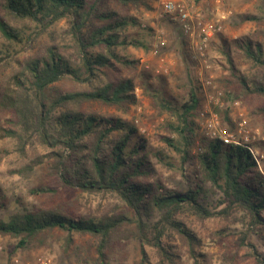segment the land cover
<instances>
[{
  "label": "trees",
  "instance_id": "1",
  "mask_svg": "<svg viewBox=\"0 0 264 264\" xmlns=\"http://www.w3.org/2000/svg\"><path fill=\"white\" fill-rule=\"evenodd\" d=\"M142 1L1 0L0 70L10 61L17 63L18 70L7 79H0V140L14 141V152L20 157L36 142L48 150L22 168L26 178L36 168L44 170L50 181L33 187L31 194L58 200L77 191L111 193L131 213L98 218L71 213L63 202L54 206L41 202L21 206L7 220L0 218V236L16 240L18 247H26L53 230L65 231L68 236L89 235L97 242L96 262L108 264L107 246L133 237L140 246L139 264H145L146 246L154 247L169 260L161 237L171 229L184 236L197 264L196 237L182 221L186 211L205 220L240 209L252 225L263 223L264 175L246 147L224 145L218 139L202 140L201 151L193 157L195 163L187 188L167 191L158 180H143L151 171L147 166L146 140L136 126L94 109L96 104L118 108L135 105L137 76L139 87L152 98L160 95L156 101L159 107L177 120L170 123V128L183 147L178 148L177 141L170 138L165 142L182 154L183 164L191 157L189 147L195 133L191 118L200 106L197 88L190 86L187 94L178 98L167 93L161 77L156 78L157 86H150V74H136L138 61L119 52L136 43L123 34L127 27L138 26L131 11L138 10ZM14 20L29 22L33 27L27 31L15 25ZM61 20L67 23L61 34L68 45L63 47L55 44V32L50 31ZM43 36L50 43H42L23 59H13ZM235 45L246 67L236 71L228 53L227 90L242 105L251 107L252 115L264 120V43L248 38ZM65 80L83 89L58 88ZM186 171L182 167L183 176L188 179ZM208 194L218 195L225 207L211 212L200 199V195ZM6 201L7 196L0 191V206ZM245 238L244 233L238 240L239 247ZM251 248L254 250L252 245Z\"/></svg>",
  "mask_w": 264,
  "mask_h": 264
},
{
  "label": "rangeland",
  "instance_id": "2",
  "mask_svg": "<svg viewBox=\"0 0 264 264\" xmlns=\"http://www.w3.org/2000/svg\"><path fill=\"white\" fill-rule=\"evenodd\" d=\"M161 1L143 0V5L138 10L131 11L138 26L127 27L123 35L136 43L120 48L119 52L126 58L138 61L136 74L139 71L150 74V86H157L156 78L161 77L167 93L178 98L185 96L190 86L197 88L200 106L191 118L195 123V133L191 135L192 144L189 147L191 157L183 164L182 154L165 142L166 138H170L175 143L177 141L178 148L183 147L177 133L170 128V123L175 124L177 120L159 107L156 101L160 99V95L152 98L139 87L140 80L137 76L134 80L135 105L118 108L114 105L96 104L93 105L96 107L94 109L103 115L114 114L136 126L139 135L146 140L145 153L149 162L147 166H150L151 171L143 180H158L164 190L183 191L187 188L195 163L193 157L201 151L202 140L214 139L209 135L211 130H224L237 135L239 128L243 129L249 137V144L256 151L257 167L264 175V148L261 147L264 142V120L252 115L251 107L247 108L240 100H236L225 83V77L230 73L228 53L236 71L241 72L246 67V64L241 63L243 59L238 55L236 41L250 38L264 43V0H184L190 12L199 14L202 21L219 20L222 26L221 32L211 38L206 49L209 70L202 68L194 58L187 37L180 27L164 15ZM210 9H215L214 13L206 15ZM1 15L0 10V17ZM13 23L27 31L33 27L26 21L14 20ZM66 27V21L61 20L50 29L55 32V44L62 47L68 45L61 34ZM46 41L50 43L46 36L36 39L32 48L15 55L13 59H23L33 54ZM161 41L164 46L160 48L158 45ZM155 50L157 52L154 54ZM17 70V63L10 61L0 70V79L9 78ZM200 72L203 78L211 79L214 88L203 87ZM58 86L65 91L83 89L70 80L62 81ZM213 116L216 120L209 127L207 121ZM131 141L136 142L135 138ZM13 143L14 141L7 138L0 140V191L7 196L4 206H0L1 219L7 220L21 206L39 202L44 206L63 202L66 210L78 215L98 218L120 214L131 216L125 204L111 193L87 194L77 191L58 200L31 194L33 187L50 181L44 170L36 168V172L26 178L23 176L25 173L21 172L22 168L35 157L46 154L48 150L36 142L27 148L25 156L20 157L14 152ZM182 167L186 168L188 179L183 176ZM200 199L213 213L225 207V204H220L218 195H200ZM262 215L264 218V213ZM182 221L196 237L194 250L197 264H264V221L262 224L252 225L250 218L240 209L205 220H199L186 211L182 215ZM244 233L246 238L239 247L238 240ZM161 241L170 255L169 260L163 258L154 247L146 246L145 264H196L190 254L188 242L181 234L168 229L163 233ZM96 246V240L89 235L68 236L61 230L46 232L26 247H18L16 240L0 236V262L15 264L13 261L16 259L18 264H37L39 259H47L49 264H98ZM107 247L105 255L108 264L140 262V246L133 237L120 239L115 245L110 244Z\"/></svg>",
  "mask_w": 264,
  "mask_h": 264
},
{
  "label": "built area",
  "instance_id": "3",
  "mask_svg": "<svg viewBox=\"0 0 264 264\" xmlns=\"http://www.w3.org/2000/svg\"><path fill=\"white\" fill-rule=\"evenodd\" d=\"M161 7L164 15L168 17L169 20L176 23L182 30L183 34L187 37L194 58L199 61L202 68L209 70L210 64L206 58V49L211 38L222 30L220 21H202L199 14L195 15L190 12L184 0H162ZM158 46L161 48L164 46V42L161 41ZM156 52L157 51L155 50L154 54ZM199 76L204 88H214L211 79L203 78L202 72L199 73ZM210 119L212 120L210 121ZM210 119L207 121L209 127L212 126L211 124L216 118L213 116ZM209 135L211 138L222 141L224 145L246 147L252 157H254L255 161L258 162L256 151L249 144V137L243 129L239 128L237 135H234V133H228L224 130H218L216 132L211 130ZM13 262L15 264L19 263L16 259ZM37 264H49V261L47 259H39Z\"/></svg>",
  "mask_w": 264,
  "mask_h": 264
},
{
  "label": "crops",
  "instance_id": "4",
  "mask_svg": "<svg viewBox=\"0 0 264 264\" xmlns=\"http://www.w3.org/2000/svg\"><path fill=\"white\" fill-rule=\"evenodd\" d=\"M214 10H215V9H210V10H209L210 12H207L206 15H211V14H213V13H214Z\"/></svg>",
  "mask_w": 264,
  "mask_h": 264
}]
</instances>
